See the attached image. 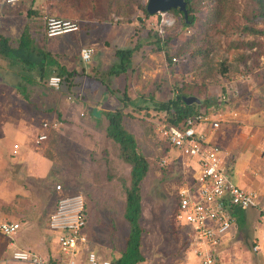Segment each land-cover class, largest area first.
<instances>
[{
  "label": "rangeland",
  "instance_id": "1",
  "mask_svg": "<svg viewBox=\"0 0 264 264\" xmlns=\"http://www.w3.org/2000/svg\"><path fill=\"white\" fill-rule=\"evenodd\" d=\"M146 3L147 0H22L19 5L8 6L0 0V33L8 38L11 56L24 27L35 35L44 29V16L69 19L79 25L62 35L49 36L55 44L54 55L72 72L58 90L60 107L54 119L39 113L38 117L14 122L15 130L24 131L27 127L33 146L16 148L18 152L24 149L27 157L20 155L17 161L26 160L27 165L0 156V219L20 213V222L30 225L33 220L32 228L17 230L23 240L37 233L57 244L56 234L45 229V222L58 195L55 186L59 183L63 192H80L84 196L87 239L97 256L110 260L123 250L128 233L123 213L129 165L118 156L116 143L105 136L107 120L103 113L94 115L90 111L91 107L96 112L102 107L111 110L122 105L108 93L109 88L116 96L123 92L128 96L124 124L149 162L140 187L139 219L143 228L141 252L146 259L137 264L195 263L187 238L189 227L174 218L177 190L191 181L195 166L184 167L185 158L159 138L154 127L159 112L154 103L173 98L185 81L196 86L203 79L212 83L209 86L219 83L220 77L212 74L220 61L229 65L233 79L264 77V35L243 31L249 23L260 28L263 23L253 16V0H222L220 9L198 5L192 25H184L182 16L171 10L146 14ZM157 36L166 41L162 50L155 47ZM251 37H255L252 47L232 46L231 41ZM206 43L213 45L214 50L202 59L194 51ZM40 44L37 46H44ZM84 46L94 49L87 62L79 56ZM128 48L134 49L129 68L118 75L110 73L111 65L119 61L115 50ZM166 52L172 57L171 63L166 60ZM256 67L259 69L253 72ZM20 74L28 76L32 72L10 66L0 56V79L10 80ZM191 93L198 98L211 94L205 90L200 95L196 87ZM244 95L241 91L231 109L236 110L245 102ZM18 121L21 125L17 129ZM44 121H55L57 126L47 131L44 140H38ZM33 153L39 164L28 160ZM162 159H166L165 164ZM227 175L233 180L229 171ZM239 215L244 220L246 242L235 222L234 234L226 238L222 256L235 259L237 264H264V211L253 207L238 211L236 217ZM2 242L0 239V246Z\"/></svg>",
  "mask_w": 264,
  "mask_h": 264
},
{
  "label": "built area",
  "instance_id": "2",
  "mask_svg": "<svg viewBox=\"0 0 264 264\" xmlns=\"http://www.w3.org/2000/svg\"><path fill=\"white\" fill-rule=\"evenodd\" d=\"M21 1L1 0L8 6ZM78 26L76 21L44 16V30L48 36L64 34ZM93 53L92 47L84 46L80 49V58L87 62ZM47 84L51 88L60 89L61 79L57 75H51ZM223 115L219 108H211L192 113L177 124H168L164 119L154 124L159 138L178 151L181 158H185L183 166L188 168L189 163L195 166L191 181L177 190L174 213L177 222L189 227L187 238L191 255L195 259L194 264H237L235 259L222 256L226 238L234 234V213L253 207L264 211V186L257 189L245 188L231 180L227 175L225 151L208 136V129H217ZM56 126V122L44 121L38 140H44L47 131ZM165 161L166 159H162L161 162ZM55 188L58 195L48 214L46 226L56 234L58 255L41 256L31 250L14 248L0 263L111 264L110 260L99 258L89 244L86 234L87 212L82 193H65L59 183ZM19 227L17 221H0V233L6 236L12 237Z\"/></svg>",
  "mask_w": 264,
  "mask_h": 264
},
{
  "label": "crops",
  "instance_id": "3",
  "mask_svg": "<svg viewBox=\"0 0 264 264\" xmlns=\"http://www.w3.org/2000/svg\"><path fill=\"white\" fill-rule=\"evenodd\" d=\"M19 4H21V2L15 5ZM25 29L24 27L23 30ZM22 33L23 31L19 39ZM29 35L34 46L46 49V51L50 52L53 58L60 63L59 56L54 55L53 52L54 49L52 46L55 44L51 40L52 38L47 36L44 29L38 31L35 35L30 33ZM40 42L44 45L43 47L37 46ZM18 46L19 45L13 48H17ZM9 48L12 49L10 45ZM36 58L37 56H33V59L37 60ZM4 59L8 60L10 66L18 65L19 70H23V66L19 64V62L11 63L8 58L4 57ZM48 65H50L51 69L55 70L56 65H54V63ZM258 69L259 67H256L253 72H256ZM256 78L257 77L254 76L251 80H246L244 78L223 79L214 86H208L206 91L211 92V94H202V97H199L200 103H198V105H204L207 110L219 108L224 114L217 129H208V136L210 140L221 145L225 151L227 156V168L231 178L242 187L253 189L264 186V77ZM209 88L211 90H209ZM58 90L59 89L49 87L44 79L40 80L37 79V77L21 75V77L10 80L7 78L0 79V156L8 157L12 162L19 160L20 157L24 159L27 158L25 157L24 149L20 152L17 151L20 147H25L27 145L31 147V141H29L30 139L25 130L27 127L23 129L24 131L15 130L13 128L15 127L14 122L18 119L28 120L38 117L37 115L39 113L47 114L49 118L54 119L53 117L57 114L56 112L60 107L59 101L61 93ZM241 91H244V98L246 97L245 102H242L236 110H233L231 109V107H233L231 105L237 104L236 98ZM112 92L113 91L108 88V93L116 97ZM104 94L105 92L102 93L103 96ZM107 101L108 96H106L103 102L106 103ZM22 105L26 106L23 107ZM94 108L95 107H91L90 109L91 113L94 115L109 111L108 108L102 107V111L100 109L95 112ZM21 122L23 121L21 120ZM19 123L18 121L17 129L21 125ZM203 128L206 130V125H204ZM41 131L42 128L40 127L37 136ZM11 134H13L14 137H12ZM13 145H17L15 149H13ZM14 151L17 153L15 152V154ZM34 154L35 153H33V155H28L30 163L37 161V159L34 158ZM17 162H23L22 164L25 165L28 163L26 160ZM40 162L43 165H47L42 159ZM36 164H39V161H37ZM190 165L192 167L194 166L192 163H190ZM42 169L44 171V168ZM48 172L49 170L47 168L45 173L47 174ZM19 214L20 213H18V216L4 217L0 219V221H17L20 223L19 229L22 227L30 229L32 226H35L33 220L29 222L30 225L25 222H20ZM22 223H24L23 225L25 226H23ZM45 229H47V226ZM47 231L49 230L47 229ZM18 233L19 231L12 237L0 233V239L3 241V245L0 246V253H2L0 260L8 256L14 248L31 250L41 256L56 257L58 255V245H54L51 241H46L44 235L41 236L35 233L31 238L23 240ZM10 263L11 262H8L7 264Z\"/></svg>",
  "mask_w": 264,
  "mask_h": 264
},
{
  "label": "trees",
  "instance_id": "4",
  "mask_svg": "<svg viewBox=\"0 0 264 264\" xmlns=\"http://www.w3.org/2000/svg\"><path fill=\"white\" fill-rule=\"evenodd\" d=\"M222 0H185V7L187 10V16L184 17L182 11L177 8L170 9L182 16L184 25H192L195 19L194 12L198 10V5L207 6L209 8H219ZM255 3V8L253 16L256 20H260L263 23V27L254 26L252 23L245 25L243 31L248 35H264V0H253ZM215 2V3H214ZM144 12L146 9L144 8ZM28 29L23 30L21 38L18 40V47L13 50L15 54L11 56V48H9L8 38L0 34V56L8 58L11 63L22 61L25 63L23 69L31 71L33 75H28L29 77H37V79H45L46 82L51 75H57L61 79V86L63 80L71 77L72 72L67 70L62 64L57 62L53 58L50 52L46 49L37 48L34 46L32 39L29 35ZM62 35V34H59ZM48 36V35H47ZM49 37V36H48ZM254 38L251 37L246 40L239 39L237 41H231L232 46H246L252 47L254 45ZM206 41V40H205ZM166 41L159 36L155 39V47L158 50L164 49V43ZM134 49H116L115 55L118 58V62L111 65L110 73L121 74L125 73L130 66L131 55ZM214 50L213 45H208L203 48H198L194 52L196 55L202 59L206 58ZM33 55L37 56V60L33 59ZM80 56V53H79ZM166 60L171 63V55L167 52L165 53ZM50 62H49V61ZM52 60V61H51ZM54 60V62H53ZM49 62V63H48ZM56 65L55 70L50 68L52 64ZM254 67V66H253ZM212 74V77H220L219 82L223 79H231V68L226 65L224 61H220V65ZM214 81L213 79H211ZM212 83L208 81H201L200 86H196L193 83H181L178 87V91L175 93L174 97L165 102H155V110L158 111L156 121H166L168 124H177L186 116L206 110L205 106L201 104H185L182 96L192 95L191 90L196 87L198 94L204 93L208 86ZM113 93V92H112ZM114 94V93H113ZM116 99L122 104L116 106L114 109L109 111H104L103 115L107 120L105 127V134L107 138L112 139L118 148V156L129 165V184L124 187L125 191V204L123 217L128 224V233L125 238V245L120 255L110 259L111 264H137L144 261L146 258L141 252L142 244V233L143 228L139 223L141 216L142 206H141V193L140 187L141 183L149 170V162L143 153L140 151L136 138L133 133L129 132L124 124V117L126 112L125 108L129 105L128 96L123 92L120 96H116ZM164 119V120H163ZM170 147V146H169ZM166 163V161H165ZM162 163V164H165ZM86 209V202H85ZM236 211L234 213L235 222L240 225L239 235L246 242V236H244V220L240 217H236Z\"/></svg>",
  "mask_w": 264,
  "mask_h": 264
},
{
  "label": "water",
  "instance_id": "5",
  "mask_svg": "<svg viewBox=\"0 0 264 264\" xmlns=\"http://www.w3.org/2000/svg\"><path fill=\"white\" fill-rule=\"evenodd\" d=\"M173 8H177L182 11L184 17L186 18L187 10L185 7V0H147L145 5V9L148 14H155ZM182 99L187 105L200 103V99L194 95H185L182 96Z\"/></svg>",
  "mask_w": 264,
  "mask_h": 264
},
{
  "label": "clouds",
  "instance_id": "6",
  "mask_svg": "<svg viewBox=\"0 0 264 264\" xmlns=\"http://www.w3.org/2000/svg\"><path fill=\"white\" fill-rule=\"evenodd\" d=\"M159 13V12H158Z\"/></svg>",
  "mask_w": 264,
  "mask_h": 264
}]
</instances>
